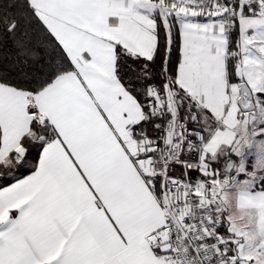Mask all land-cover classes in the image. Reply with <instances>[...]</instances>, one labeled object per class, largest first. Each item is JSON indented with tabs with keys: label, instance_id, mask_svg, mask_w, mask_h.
I'll use <instances>...</instances> for the list:
<instances>
[{
	"label": "snow or ice",
	"instance_id": "6c2138e0",
	"mask_svg": "<svg viewBox=\"0 0 264 264\" xmlns=\"http://www.w3.org/2000/svg\"><path fill=\"white\" fill-rule=\"evenodd\" d=\"M0 264H264V0H0Z\"/></svg>",
	"mask_w": 264,
	"mask_h": 264
}]
</instances>
